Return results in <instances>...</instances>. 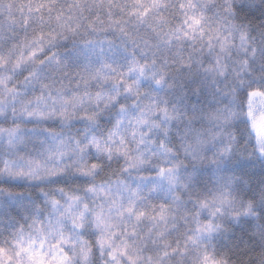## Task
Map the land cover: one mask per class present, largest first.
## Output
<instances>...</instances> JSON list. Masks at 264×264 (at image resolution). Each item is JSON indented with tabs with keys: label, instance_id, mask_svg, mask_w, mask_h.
<instances>
[{
	"label": "clouds",
	"instance_id": "1",
	"mask_svg": "<svg viewBox=\"0 0 264 264\" xmlns=\"http://www.w3.org/2000/svg\"><path fill=\"white\" fill-rule=\"evenodd\" d=\"M0 264H264V0H0Z\"/></svg>",
	"mask_w": 264,
	"mask_h": 264
}]
</instances>
